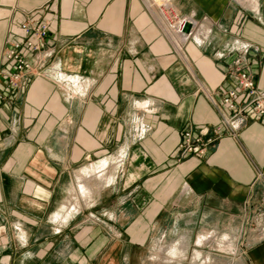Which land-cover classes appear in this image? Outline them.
<instances>
[{
  "label": "crops",
  "instance_id": "0c3cea01",
  "mask_svg": "<svg viewBox=\"0 0 264 264\" xmlns=\"http://www.w3.org/2000/svg\"><path fill=\"white\" fill-rule=\"evenodd\" d=\"M173 3L201 42L178 46L143 0H0V264H179L222 222L243 237L232 264H264V119L204 156L178 151L220 122L208 93L237 88V65L264 90V0ZM27 12L50 22L47 56L26 52L34 68L11 86L3 48ZM66 78L88 93L70 98ZM116 158L118 180L81 179ZM80 180L90 208L72 200Z\"/></svg>",
  "mask_w": 264,
  "mask_h": 264
},
{
  "label": "built area",
  "instance_id": "2783aa9c",
  "mask_svg": "<svg viewBox=\"0 0 264 264\" xmlns=\"http://www.w3.org/2000/svg\"><path fill=\"white\" fill-rule=\"evenodd\" d=\"M143 1L149 10H156L159 24L163 30L169 35L173 34L179 37L178 41H174L178 46L181 45V42H186L190 38L201 42V40H197L194 33L197 26L196 18L192 14L178 13L174 7V0ZM27 13V18L20 25L23 38L20 40H6L3 48L4 58L10 61L14 67V72L7 79V84L11 86H19L22 78L34 68V64L29 61L26 52L35 53L37 65H43L47 56V54L43 55L41 52L49 32L50 22L33 17L32 12ZM169 26L172 30L169 29ZM231 75L238 83L237 88L218 92L219 98H216L214 93H208L210 100L220 110V122L206 127L201 134H195L191 128L186 130L184 140L180 143L178 149L181 156L188 154L204 156L208 148L222 138L223 135L237 136L243 126L253 117L264 119V90L257 86L255 74L249 69L237 65L231 71ZM63 80L70 98L88 93L89 84L85 89L80 86L79 79L66 78ZM142 131L145 132L146 129L144 128ZM205 135L208 136L205 137ZM261 175L263 176L262 173Z\"/></svg>",
  "mask_w": 264,
  "mask_h": 264
},
{
  "label": "rangeland",
  "instance_id": "374dc122",
  "mask_svg": "<svg viewBox=\"0 0 264 264\" xmlns=\"http://www.w3.org/2000/svg\"><path fill=\"white\" fill-rule=\"evenodd\" d=\"M141 134V131H139ZM141 136V135H140ZM114 163H109V168H105L106 170L110 169L111 173L108 175L104 176H97V175H91L90 177H83V182L89 185L90 187H96V186H102V185H107L110 183H107V178L109 176H114L116 178L118 177V174H120L122 162L118 161V159H113ZM103 170L102 172H105L106 170ZM100 172V174L102 173ZM118 180V178H117ZM82 180L80 181H75L74 187L72 189V200H78V206L81 208L85 209L87 206L90 208L91 204H95L96 200L91 199L89 197H85L80 189H79V184ZM122 219H120V216L118 217L117 222H121ZM224 222L221 223L220 230L216 232H210L211 238L208 240L206 245L204 246V253L205 257H201V252L200 250V256L197 255V250L198 248H195V251H192V248L188 249V256H185L183 261H180L179 264H232V258H234L235 254L241 250V242L243 241L242 233L240 230L235 229L236 225H231L230 223L227 222V224H223ZM218 224V220H212V226ZM239 225V224H237ZM224 227H227V230H223ZM229 228V229H228ZM238 228V227H237ZM250 228V225H248V230ZM249 234V231H248ZM247 234V235H248ZM229 235L230 236V241L227 242L223 238ZM152 237L153 234H152ZM184 249V248H183ZM187 249V248H186ZM185 250L183 251L184 254ZM209 259L207 260V258ZM181 258V257H180Z\"/></svg>",
  "mask_w": 264,
  "mask_h": 264
},
{
  "label": "bare ground",
  "instance_id": "6f19581e",
  "mask_svg": "<svg viewBox=\"0 0 264 264\" xmlns=\"http://www.w3.org/2000/svg\"><path fill=\"white\" fill-rule=\"evenodd\" d=\"M95 171V170H94ZM97 173H99V172H97ZM85 185V184H84ZM83 187V186H82ZM81 188V187H80ZM81 189H83V188H81ZM84 189H85V187H84ZM82 192H83V190H82ZM87 192V191H86ZM86 195V194H85Z\"/></svg>",
  "mask_w": 264,
  "mask_h": 264
}]
</instances>
